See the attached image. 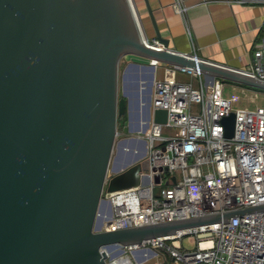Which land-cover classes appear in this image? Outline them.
<instances>
[{
  "label": "water",
  "instance_id": "1",
  "mask_svg": "<svg viewBox=\"0 0 264 264\" xmlns=\"http://www.w3.org/2000/svg\"><path fill=\"white\" fill-rule=\"evenodd\" d=\"M145 2L158 43L145 35L137 0H0V264H110L107 249L264 211L103 230L111 193L140 185L149 170L146 157L111 172L119 120L132 108L120 96L125 57L147 60L153 72L158 64L193 68L212 82L264 90L244 69L171 49ZM153 83L145 130L168 121V110L153 108ZM222 122L233 137L236 113Z\"/></svg>",
  "mask_w": 264,
  "mask_h": 264
},
{
  "label": "built area",
  "instance_id": "2",
  "mask_svg": "<svg viewBox=\"0 0 264 264\" xmlns=\"http://www.w3.org/2000/svg\"><path fill=\"white\" fill-rule=\"evenodd\" d=\"M176 7L182 14L188 10L182 0H176ZM170 67L169 77L155 81L153 93V108L168 110V121H151L142 136L149 170L142 173L140 185L111 193L113 214L103 217V230L264 204V105L238 106L226 92L232 82H210L200 70ZM244 71L264 81V38ZM175 73L191 80H177ZM233 87L253 101L264 97V90ZM232 112L235 134L228 138L222 121ZM113 249H107L110 264L152 259L156 264H264V211L118 247V256L112 257Z\"/></svg>",
  "mask_w": 264,
  "mask_h": 264
},
{
  "label": "crops",
  "instance_id": "3",
  "mask_svg": "<svg viewBox=\"0 0 264 264\" xmlns=\"http://www.w3.org/2000/svg\"><path fill=\"white\" fill-rule=\"evenodd\" d=\"M149 2L162 37L169 40L171 49L182 53L197 55L232 68L246 69L253 60L257 45L264 38V0H182L188 7L184 14L177 11L176 0ZM137 3L145 35L150 41H155L157 31L147 4L145 0H137ZM149 63L137 56L133 59L125 57L121 63L120 80L125 94L120 93V96L132 104L129 110L132 117L126 120L122 132L124 141L127 140L124 153L135 155L131 163L148 157L142 136L147 131L144 122L151 82H154V88L155 81L169 77L171 69L170 65L158 64L160 73L157 76V69L153 72L146 66ZM147 73H153L154 79H144L143 75ZM175 78L191 80L183 73H175ZM110 214L111 204L105 201L102 218Z\"/></svg>",
  "mask_w": 264,
  "mask_h": 264
},
{
  "label": "rangeland",
  "instance_id": "4",
  "mask_svg": "<svg viewBox=\"0 0 264 264\" xmlns=\"http://www.w3.org/2000/svg\"><path fill=\"white\" fill-rule=\"evenodd\" d=\"M127 58L133 59L134 56L129 55V56H127ZM159 73H160V69H157V76L159 75ZM143 76H144V79L147 78L146 80H148V81L151 79V73H147ZM203 79L206 80L205 75L203 76ZM121 82L122 81L120 80V93L122 95H124L125 92H124V88L122 87ZM233 85L238 86L239 83L232 82V85H227L226 86V92H227V95L235 96L237 98V105L238 106H250L252 108H255L257 106V104H260L262 106L264 105V97L263 98L261 97L259 99H256L255 101H253L252 98H250L249 96H246L245 94H243V92H240V90H239L240 88H234ZM128 101H130V100H128ZM139 110L140 109H138L137 111L139 112ZM127 119H128V121L130 119L129 109H127V113L124 115V117H122L120 119V122H119V137H118L117 144L115 147V152L113 155V163L111 166V170H112L111 172H114V170L115 171L118 170V168H123L125 165H128L130 163V161H132L135 158L134 154H131V155L128 154L127 155L126 153H124V151H121L120 149H118V145L124 141L123 134H122L123 124H124V121H126ZM105 194H106V191H105ZM110 216H108V217H110ZM185 245L189 248L192 247V245L188 244L187 242H185ZM118 250H119L118 247L111 250L112 257L118 256V254H117V252H119ZM156 263H157V259H152L145 264H156Z\"/></svg>",
  "mask_w": 264,
  "mask_h": 264
},
{
  "label": "flooded vegetation",
  "instance_id": "5",
  "mask_svg": "<svg viewBox=\"0 0 264 264\" xmlns=\"http://www.w3.org/2000/svg\"><path fill=\"white\" fill-rule=\"evenodd\" d=\"M122 147H123L122 143L118 145V149H120Z\"/></svg>",
  "mask_w": 264,
  "mask_h": 264
},
{
  "label": "trees",
  "instance_id": "6",
  "mask_svg": "<svg viewBox=\"0 0 264 264\" xmlns=\"http://www.w3.org/2000/svg\"><path fill=\"white\" fill-rule=\"evenodd\" d=\"M261 91H263V90H261ZM119 122H120V120H119ZM126 123V121H124V124ZM124 124H123V126H124Z\"/></svg>",
  "mask_w": 264,
  "mask_h": 264
},
{
  "label": "bare ground",
  "instance_id": "7",
  "mask_svg": "<svg viewBox=\"0 0 264 264\" xmlns=\"http://www.w3.org/2000/svg\"><path fill=\"white\" fill-rule=\"evenodd\" d=\"M114 248H117V247H114ZM111 251V250H110Z\"/></svg>",
  "mask_w": 264,
  "mask_h": 264
}]
</instances>
